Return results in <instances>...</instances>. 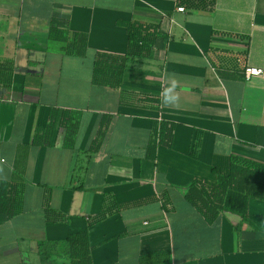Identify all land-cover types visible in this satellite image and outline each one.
Returning <instances> with one entry per match:
<instances>
[{"label":"crops","instance_id":"obj_1","mask_svg":"<svg viewBox=\"0 0 264 264\" xmlns=\"http://www.w3.org/2000/svg\"><path fill=\"white\" fill-rule=\"evenodd\" d=\"M179 7V0H0V62L14 63L11 87L0 84V181L23 197L22 211L0 222V264H42L40 243H58L59 252L82 232L93 264H264L263 201L250 200L249 222L225 213L210 224L185 199L195 179L217 183L233 156L264 164V77L245 79L247 68L264 71V0ZM54 19L71 36H88L85 56L50 38ZM121 22L158 26L154 57L132 61L120 90L95 86L96 55L127 53ZM173 80L179 101L165 104ZM121 91L158 96L161 109L122 106ZM53 109L52 145L35 146ZM64 112L79 123L70 147ZM104 116L109 130L92 151ZM154 122L176 128L172 147L159 146L151 160ZM160 252L170 260H147ZM52 260L71 264L64 254Z\"/></svg>","mask_w":264,"mask_h":264},{"label":"trees","instance_id":"obj_2","mask_svg":"<svg viewBox=\"0 0 264 264\" xmlns=\"http://www.w3.org/2000/svg\"><path fill=\"white\" fill-rule=\"evenodd\" d=\"M217 0H179V6L186 10L213 11ZM129 35V45L126 55L116 56L98 53L94 63L93 84L100 87L122 89L124 76L130 63L135 59H152L156 43L161 37L158 26L137 22H121ZM50 38L65 42L64 51L68 55L85 56L88 50V36L75 33L73 36L67 30V23L54 19L50 28ZM14 63L0 62V84L10 88L13 83ZM122 106L142 109L160 110L161 99L153 95H141L121 91ZM59 118V111L53 109L50 123L47 127H39L33 139V144L39 147H50L53 142ZM63 125L67 129L66 145L71 141L78 128V120L70 112L63 113ZM111 117L104 116L98 139L93 144L92 151L98 150L110 127ZM153 137L147 149V157L157 159L159 146L171 148L176 125L170 122H154ZM215 171V170H214ZM216 172V171H215ZM186 201L194 207L208 223L214 224L222 214L234 213L249 222V202L257 199L264 202V164L251 159L233 156L230 159L229 172L219 174L218 182L211 183L203 179H195L188 187ZM23 209V197L14 184L0 181V222H7L17 216ZM48 220L55 213L47 207ZM107 218L103 212L95 223ZM51 222V221H50ZM94 223V224H95ZM63 250L58 252V243H40L39 250L42 264H53L54 256L64 254L71 264H93L92 248L88 232L71 235L64 243ZM150 263H161L170 260V252H160L146 257ZM145 262V260H142Z\"/></svg>","mask_w":264,"mask_h":264},{"label":"clouds","instance_id":"obj_3","mask_svg":"<svg viewBox=\"0 0 264 264\" xmlns=\"http://www.w3.org/2000/svg\"><path fill=\"white\" fill-rule=\"evenodd\" d=\"M175 88H176V82L173 80L171 86L165 89L164 101H163L165 104L178 103L179 95L178 93H175Z\"/></svg>","mask_w":264,"mask_h":264},{"label":"built area","instance_id":"obj_4","mask_svg":"<svg viewBox=\"0 0 264 264\" xmlns=\"http://www.w3.org/2000/svg\"><path fill=\"white\" fill-rule=\"evenodd\" d=\"M179 12H186V9L184 7L178 8ZM256 77H264V71L257 68H247L245 71V79L246 81H251L253 78Z\"/></svg>","mask_w":264,"mask_h":264},{"label":"rangeland","instance_id":"obj_5","mask_svg":"<svg viewBox=\"0 0 264 264\" xmlns=\"http://www.w3.org/2000/svg\"><path fill=\"white\" fill-rule=\"evenodd\" d=\"M63 257L61 256L60 259H62Z\"/></svg>","mask_w":264,"mask_h":264}]
</instances>
